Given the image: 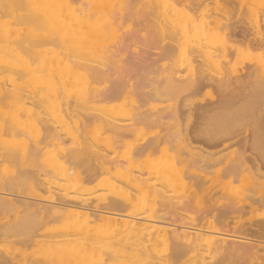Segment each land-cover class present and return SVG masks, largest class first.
Returning a JSON list of instances; mask_svg holds the SVG:
<instances>
[{"label":"bare ground","instance_id":"bare-ground-1","mask_svg":"<svg viewBox=\"0 0 264 264\" xmlns=\"http://www.w3.org/2000/svg\"><path fill=\"white\" fill-rule=\"evenodd\" d=\"M208 1L215 5L212 12ZM249 5L0 0V106L12 102L32 113L47 102L60 114L52 120L76 142L67 145L48 118L29 140L18 142L19 129L12 126L0 132V162L18 165L0 167V264H179L184 257L183 264H264V12ZM162 7H170L175 18L161 19ZM221 10L242 17L222 21ZM134 18L171 39L163 46L167 55L181 48L186 53L159 73L150 92L119 57L125 46L119 31ZM24 21L31 27L22 35ZM214 33L222 37L216 48L207 41ZM190 35L196 39L187 40ZM242 46L251 58L239 68L232 57ZM146 61L144 56L139 62ZM112 72H121V83L101 88ZM23 74H43L46 95L20 83ZM207 88L216 95L198 104L194 94ZM123 93L131 98L125 111L132 123L106 109ZM172 95L186 96L158 114L145 113L137 100ZM86 122L111 133L114 142L88 140ZM137 122L154 129L153 137L123 159L117 148ZM48 143L56 153L51 168L42 171L34 161ZM153 151L161 156L152 159ZM79 161L92 162L83 174L73 170ZM97 179L111 196L95 204L69 194ZM136 198L152 204L137 211L131 206ZM31 245L37 253L28 255ZM157 245L170 253L160 255Z\"/></svg>","mask_w":264,"mask_h":264},{"label":"rangeland","instance_id":"rangeland-1","mask_svg":"<svg viewBox=\"0 0 264 264\" xmlns=\"http://www.w3.org/2000/svg\"><path fill=\"white\" fill-rule=\"evenodd\" d=\"M147 1H149V0H147ZM152 1H155V0H152ZM247 1L248 2L250 1L249 6L252 9H256V11H259V12H264V0H247ZM207 3L209 4V1ZM213 5L214 4H212L210 1V4L207 7V9L210 10L209 12H212V10H214ZM179 6H181V5H179ZM160 10H161V19L164 18L165 20H170V19L175 18V12L170 7H166V8L162 7ZM217 12H218L217 16L222 21H227L228 19H230L231 21H239L240 18L242 17V15H240V13H227L225 10H221V11H217ZM135 19L136 18H134L133 21H132V19L128 22L126 21L123 25V27L124 26L125 27L119 31V34H118L119 37L120 36L124 37V40H122L123 38L120 37V39L122 38L121 39L122 40V47L124 46V43H125V46L122 48L123 51L121 50L122 53L120 51V54H122V55H119V57L122 56L123 61L128 63V64L125 63L126 64L125 66L128 67L129 70H130V67L132 64V68L135 69V73H134L135 75L132 73V76L137 78V80L139 79V82H137L138 84H143V87H144V88L142 87L143 91L150 92L157 85V84L153 83L152 81H155V79H157V77L159 76V73L169 64L171 65V63L177 64V62H181V60L185 58L186 53H185L184 49L182 50V48H181V49H178L177 52L175 51L174 53H170L172 55L168 54L169 55L168 56L165 52V49H164L165 46L164 45H166L168 42H171V39L160 38V36L156 33V29L151 27L150 24L148 26L147 23L142 22V20L138 21V19H136V20ZM159 22H160V20H159ZM20 25H19V29L22 30V32L20 30L22 35L26 34L27 31L31 27V23H29V21H24ZM194 39H196V37L191 36V35L187 38V40H194ZM220 40H222V37L218 33L209 34V36L207 38V41L209 43H211L213 45V47H215L220 42ZM168 45H169V43H168ZM48 46H50V45H41L39 48L42 49L41 47L45 48ZM162 48L164 49V53L162 52L163 51ZM161 52H162V54H161ZM144 56H146L147 61H149L148 62L149 65L147 64V65L143 66L142 63L140 64L139 61ZM149 57H151V58L153 57L154 59H151ZM232 58L238 62L237 66L240 68L243 65L242 63L246 64L248 62V60L251 58V53L246 49L245 46H242L233 55ZM149 59H151V60H149ZM132 68H131V70H132ZM124 69L122 70V74L124 72ZM239 70H241V69H239ZM118 73H116V72H112V74L110 73V75H109L110 80L108 78V81H106L105 83L100 82L99 83L100 87L103 89H106V88L112 89L118 83H121V75H120L121 72H118ZM9 74H10L9 72H6L5 76H7ZM14 77H17V76L14 75ZM21 77L19 78V82L22 83L25 87H28L29 85L34 84L37 87V90L39 92L46 95V93H45L46 91H45V88H44L43 83H42V81L44 80L43 74H38V75L34 76L32 79L26 74H23ZM127 78H130V77H127ZM196 94H197V96H196ZM196 94H194V96L198 100H201V102L200 101L197 102L199 104L202 102L204 103L206 100L209 103L210 98H211V94L216 95V92L215 91L210 92L207 88V90H205V89L201 90L199 94L198 93H196ZM169 96H168L169 99L168 98L166 99L164 97L166 100L161 96H160V98L157 97L159 99H157L156 96H154V97H150V98H144L143 100L140 98H137V100H138V102L140 101V103H142V105H143L142 111H145V113H147V114H158V113L162 112L170 104L174 105V104H177V102H180V97H181V101H184L183 98L185 99L186 95H179V96L175 95V97L173 95H172L173 97L172 96L169 97ZM195 97H193V102L195 100ZM74 98H76V96H74ZM130 99L131 98L128 97V95H126V93H123V94L115 97L114 99L107 101L105 103L106 109L108 111H112L114 113H117V115L120 117V119H121V121H123V123H132V121H131V118L133 116L132 113L125 111L128 107H132L131 106L132 103H131ZM191 99H192V97L190 98V100ZM205 103L207 104V102H205ZM47 106H48L47 102H42L41 107H39L38 109L34 108L36 110L35 112L28 113V112L24 111L23 109L19 108L18 106H16L12 102H7L5 104H2L0 106V132L3 131L4 127H9V126L11 127L12 126L14 128L19 129V134L16 137V140L18 142H22V140H29L30 138H32L33 135L38 134V130L41 128L42 123H43L42 122L43 118H48L51 120L53 125L55 127H57L61 133H63L64 139L66 138L65 139L66 144L69 146H72V145L74 146L76 144V142H73V140L70 137H68L66 135L64 136V130L61 127L62 124L53 121L55 119V118L53 119V117H52L53 115H54V117H55V115L56 116L60 115L58 113V109H52L51 110V108H47ZM46 108H47V110H46ZM126 112L129 114H127ZM134 113H136V111H134ZM122 117L123 118L125 117V119H122ZM126 118H127V120H126ZM69 122H70L71 127H75V123L73 121L69 120ZM86 124H87V131H88L86 136H87L88 140L98 142L100 145H105V144H108L110 142H114L113 135L111 133H102L98 129V127L96 126V124L94 122H86ZM153 130L154 129H152L151 127L147 126L144 123H140V122L135 123L133 132H130L123 139V142L117 148L116 153L118 155H120L123 159H126L129 155L134 153V151L136 149L135 146L137 147L138 145L143 144L148 139H150L149 137H153L152 136L154 134ZM20 139H22V140H20ZM68 139H69V141H68ZM43 148L44 149H42L40 151L41 153L38 152V154L36 155L34 165L37 166L38 168H40L42 171H46V170L50 169L51 165L53 164V156L56 153V147L53 143L52 144L48 143V144L44 145ZM169 152H171V151H168L167 153H169ZM159 153L160 152H158V151L157 152L153 151V153L151 155L152 159H156V157L161 156V155H159ZM171 153H173V151ZM171 155H173V154H171ZM80 161H84V160L81 159ZM80 161H79L80 164L77 163V166L74 165V167H76L73 169L75 174H77V173L83 174L82 173L83 169L85 170L86 167L92 163V162L90 163V161H87V164H85V162H84V164H83V162L81 164ZM11 164H12L11 162L9 163L8 161L3 160L0 162V167L1 168L18 167V165L14 164V163L12 165ZM137 164L140 165L141 162L138 161ZM65 166L69 167L68 163L65 164ZM63 168H64V166H60L59 172H63ZM69 194L70 195H72V194L77 195L78 194L79 196L89 198L95 204L100 202L103 197L111 196V193H109L108 185L106 183H104L103 181H101L100 179H97L94 181H86L81 186L76 187L75 189H70ZM151 204H152L151 201H148L145 199L140 200V199L136 198L135 200H133L131 206H133V208L135 210L143 212V210L146 211L149 208V205H151ZM196 213H197L196 211H191L190 214L193 215ZM42 230H44V229H41L37 233H41ZM155 249L162 256H166L170 253V250L167 249V247H165L164 245H157L155 247ZM30 252H32V253L36 252L37 253V249L35 251L34 246L31 245L30 247H27L26 253L28 255H31L32 253L30 254ZM187 259H188L187 257L179 259V264L185 263L187 261ZM209 262H213V259L209 258Z\"/></svg>","mask_w":264,"mask_h":264}]
</instances>
